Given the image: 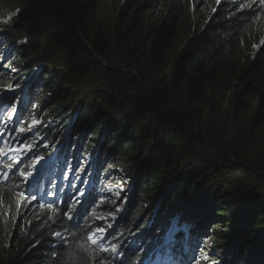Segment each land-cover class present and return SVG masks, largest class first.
<instances>
[{"label":"trees","instance_id":"16d2710c","mask_svg":"<svg viewBox=\"0 0 264 264\" xmlns=\"http://www.w3.org/2000/svg\"><path fill=\"white\" fill-rule=\"evenodd\" d=\"M251 6L243 0H0V93L13 92L10 105L18 106L13 135L36 126L30 138L39 133L42 144L69 137L62 150L64 168L72 171L67 190H78L77 173L86 174L90 188L78 191L80 199H103L93 194L102 181L90 179L91 168L121 170L135 187L120 224L124 231L135 226L134 234L97 223L90 248L77 242L55 252L54 225L21 220L11 236L5 218L0 264H93L92 254L105 264H177L183 249L164 253L154 246L182 241V231L170 235L175 219L196 223L199 239L188 244L185 262L264 264V46L254 57L264 22ZM42 63L58 70L41 66L35 75ZM83 91L88 96L72 120ZM31 154L36 159H25L24 170L42 166L49 150L43 160ZM111 173L103 181L110 189L117 185ZM31 176L36 184L38 176ZM29 181H22V192ZM0 203L3 216L20 207L4 184ZM226 217L222 228L218 220Z\"/></svg>","mask_w":264,"mask_h":264},{"label":"clouds","instance_id":"9594fccd","mask_svg":"<svg viewBox=\"0 0 264 264\" xmlns=\"http://www.w3.org/2000/svg\"><path fill=\"white\" fill-rule=\"evenodd\" d=\"M243 2L247 6L252 5L251 7H247V9L258 13L261 20L264 22V0H243ZM238 7L241 8V6ZM263 46L264 34L261 40L255 44L256 53L254 57ZM9 104L10 103H8V105ZM5 105H7V103ZM41 138H44V136ZM37 143L33 148H26L25 142L24 147L21 149H13L12 145L6 146L4 154L0 157V184L8 185L11 188L14 200L20 205L17 213L14 214L11 210H9L6 215L3 216L0 203V220L3 222L6 218V226L10 228L11 236L13 235L15 228L18 226L19 221L32 220L33 217H35L39 223L41 220H45V224L50 223L56 227L52 231V239L54 242L53 248L55 252H59L60 249H66L77 242L83 243L86 247H89V244L97 237V223L107 226L109 228V232L134 234L133 228L135 226H132L124 231V227L121 225L120 229V224H122V221L125 220V217L131 211L129 204L134 199L133 193L135 190V187L131 186L130 183V193L127 194L125 200L121 204L117 203L121 195L118 185L121 183L122 177L128 179L126 175L124 176L120 173L121 170L110 169L108 166H106L107 170H105V172H103L101 168L99 170L91 168L90 170L92 176L90 179H101L102 182L107 181L105 178L107 175L106 171H108V169L112 171L110 174V183H117L114 188L108 191L112 200L107 196V194L103 195L102 201H99L97 197L80 199L83 194L79 192L82 189H90L86 186V184L84 186V183L77 186L81 181L85 182L84 177L86 174L81 175L80 173H77L76 187L78 190L72 193L71 190H67L65 187L63 189V182L59 180H52L62 177L66 179L69 185H71L70 177H65L64 174H62V172L66 171L64 165L54 168L51 164L46 163L47 161H43V165L38 168L32 167L29 168V170H24L22 167V163L28 157V152L34 154L38 153L40 158L43 160L44 158L41 153L44 148H47L49 150L47 157L50 158L52 155L58 154L60 150L64 151V148L69 147V137H66V140L64 141L58 140L57 142H51L47 145L44 144L45 147H40ZM50 144L53 147L52 150L49 148ZM11 155L13 157V161L9 158ZM87 170L85 173H88ZM71 172L72 171H70V174ZM21 173L26 175V180L28 179V181L32 178V174H36L38 176V178H35L37 183L33 184L29 181L27 188L23 192L22 190L24 188V184L21 181ZM91 183L92 181L89 182V184ZM15 186H19V191L15 189ZM63 202H65L64 206ZM69 217L72 218L69 219ZM13 219L15 220L12 223ZM195 226V221L180 225L178 220L175 219L171 225L170 235L176 233L177 230H180L184 234L182 241L175 244L171 241V239H167L165 240L166 242L164 241L163 243L154 244L155 248L164 253L172 252L175 248L183 249V251L180 250L177 264H192L189 261H184L185 257H188L189 255H185V246L195 243L199 239L196 238V235L194 234L196 230ZM189 234H191V236H189ZM7 241L9 244L10 239H7ZM188 247V249H190V245ZM90 257L93 264H105L103 257L98 254H92Z\"/></svg>","mask_w":264,"mask_h":264},{"label":"rangeland","instance_id":"374dc122","mask_svg":"<svg viewBox=\"0 0 264 264\" xmlns=\"http://www.w3.org/2000/svg\"><path fill=\"white\" fill-rule=\"evenodd\" d=\"M62 67H63V65H60V68H62ZM57 68H58V65H56V64L46 63V70L47 71H56V70H58ZM42 70H44V69H40V67H39L37 70L34 71V74L35 75L39 74ZM5 93H0V99H2L5 96ZM87 96H88V91H83L75 98V100L73 102L74 112L71 113L70 116H72L75 113L76 106L78 104H80L82 102V100H84V98H86ZM14 101L15 100L14 99L12 100L11 97L8 98L7 99V105H5L3 108L0 109V117H1L3 114H5L8 111V108L11 107V110H10L9 114H7L4 117V122L2 123L0 121V134H2V135H0V137L3 136V144H2L0 157L4 154L6 146L12 145L13 149H15V148L21 149V148L24 147V142H23L24 136H26L25 137V143L28 141V132L25 131V130L20 133V137L19 138L11 136V131L13 129V124L14 123L11 121V119H9V117H10L11 113H15V111H17L18 106H11L10 104L8 105V103H12ZM34 122L36 123V120H32V122H31L32 125L35 124ZM63 125L64 124L60 125V131H64L65 130ZM103 135H105V133H103L102 136ZM102 136L100 137V140H99L100 143L98 145H100L104 141L103 140L104 138H102ZM105 136H107V135H105ZM38 138H39V133H36L35 135H33L29 139V141L26 143V145L29 146L28 148H33L36 145ZM42 139L43 138H41L38 141L37 145L40 146V147H45V145L42 144ZM59 154L64 156V153L62 152V150H60L58 155ZM35 159H36V157L33 154H31L30 152H28V157H27L28 162H33ZM88 162H89V160H88ZM23 168L26 169V165H24ZM26 178H27L26 175H23L21 181H25ZM130 183H131V180L126 179L125 177H122L121 183L118 185V187H119V189L121 191V195H120L119 200L117 202L118 204H121L125 200L127 194L130 193V190H131L130 189ZM62 187L64 189V185H62ZM87 197H88V195L85 197V199ZM227 217H226V220L225 219H219L218 220V225L221 226L222 228H227L228 227V225H227ZM189 236H191V234H189ZM196 238H199V237L196 236ZM207 245L208 246H206V247H208V249L210 250L211 249L210 242ZM189 251H190V249H186L185 248V255L186 256L189 254ZM209 264H224V263L221 262V261H217V262H213V263H209Z\"/></svg>","mask_w":264,"mask_h":264},{"label":"snow or ice","instance_id":"6c2138e0","mask_svg":"<svg viewBox=\"0 0 264 264\" xmlns=\"http://www.w3.org/2000/svg\"><path fill=\"white\" fill-rule=\"evenodd\" d=\"M9 119H12V118L10 117ZM34 123H35V122H34ZM20 131H21V132H23V131H24V129H23V128H21V129H20ZM0 135H2V134H0ZM25 147L27 148V147H29V146H27V145H26ZM21 175L23 176V175H24V173H21ZM71 218H72V217H69V219H71ZM99 231H103V229H100ZM93 243H95V240H94V239H93ZM105 251H107V249H105Z\"/></svg>","mask_w":264,"mask_h":264},{"label":"bare ground","instance_id":"6f19581e","mask_svg":"<svg viewBox=\"0 0 264 264\" xmlns=\"http://www.w3.org/2000/svg\"><path fill=\"white\" fill-rule=\"evenodd\" d=\"M64 153V152H63ZM159 243V242H158ZM139 245V244H138ZM140 247V246H139ZM232 255V254H231ZM234 257H235V255H234ZM239 257V256H238ZM145 259V258H144ZM233 259V258H232Z\"/></svg>","mask_w":264,"mask_h":264}]
</instances>
